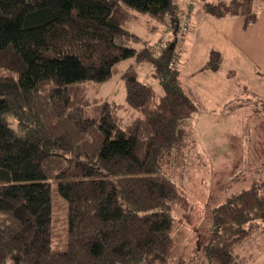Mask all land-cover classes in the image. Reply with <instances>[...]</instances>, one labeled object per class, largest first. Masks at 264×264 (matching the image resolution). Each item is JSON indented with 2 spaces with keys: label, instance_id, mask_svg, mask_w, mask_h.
I'll return each instance as SVG.
<instances>
[{
  "label": "trees",
  "instance_id": "trees-1",
  "mask_svg": "<svg viewBox=\"0 0 264 264\" xmlns=\"http://www.w3.org/2000/svg\"><path fill=\"white\" fill-rule=\"evenodd\" d=\"M255 2L213 0L204 9L216 18L242 16L248 27L258 18ZM173 5L0 0V261L167 264L176 256L173 210L189 201L161 172L162 161L178 154L185 121L198 106L180 84L175 49L165 46L159 55L149 45L138 49L132 43L139 37L128 27L138 13L165 19ZM130 57L154 64L163 92L129 66L126 102H106L100 115L86 116L88 83L106 81ZM7 113L24 135L9 126ZM52 179L68 202L64 250L52 246ZM212 213L220 238L205 246L212 264H249L254 252L241 255L239 248L251 236L245 224L264 220V181L232 193Z\"/></svg>",
  "mask_w": 264,
  "mask_h": 264
},
{
  "label": "rangeland",
  "instance_id": "rangeland-1",
  "mask_svg": "<svg viewBox=\"0 0 264 264\" xmlns=\"http://www.w3.org/2000/svg\"><path fill=\"white\" fill-rule=\"evenodd\" d=\"M206 1L213 0H173L165 19L138 13L128 25L139 37L132 46L149 45L156 55L165 46L175 49L180 84L198 106L185 121L187 135L178 154L166 155L162 161L161 172L179 185L189 201L187 208L174 207L177 254L167 264H212L205 246L217 245L220 239L214 233L213 207L232 193L264 181V142L259 145L264 138V0H256L254 9L260 20L248 27L243 26L242 16L216 18L206 13ZM212 50H218L213 58ZM212 64H218L217 69ZM129 66L136 69L141 82L163 92L154 64L130 57L120 61L106 81L88 83L92 104L85 107L86 116L100 115L106 102H126L123 71ZM119 114L125 120L132 116L126 109ZM6 119L18 135L26 133L14 114L7 113ZM50 182L52 246L64 250L68 202L59 193L57 181ZM245 228L251 229V236L239 253L253 251L249 264H264V220L247 223ZM0 264L18 261L7 258Z\"/></svg>",
  "mask_w": 264,
  "mask_h": 264
},
{
  "label": "crops",
  "instance_id": "crops-1",
  "mask_svg": "<svg viewBox=\"0 0 264 264\" xmlns=\"http://www.w3.org/2000/svg\"><path fill=\"white\" fill-rule=\"evenodd\" d=\"M222 18H223V17H222ZM259 20H260V17H259V19H258L256 22H258ZM256 22H255V23H256ZM243 26H244V25H243ZM261 142H264V138H261V139H260V143H259V145H262ZM263 144H264V143H263Z\"/></svg>",
  "mask_w": 264,
  "mask_h": 264
}]
</instances>
